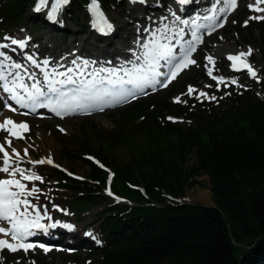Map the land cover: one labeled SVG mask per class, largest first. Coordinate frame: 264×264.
<instances>
[{"label":"trees","instance_id":"trees-1","mask_svg":"<svg viewBox=\"0 0 264 264\" xmlns=\"http://www.w3.org/2000/svg\"><path fill=\"white\" fill-rule=\"evenodd\" d=\"M82 2L87 0H72L71 5ZM29 6L32 0L0 2V33L21 25ZM236 28L243 32L239 24ZM254 32L258 38L252 41L262 47L264 92V20L252 24ZM171 95L161 108L149 100L111 113L118 135H101L89 120L81 122L75 149L62 150L60 157L67 165L86 168L83 181L51 171L71 192L72 207L98 205L108 200L101 194L105 173L82 158L94 154L113 168L112 187L118 188L113 192L133 205L108 206L97 214L105 246L88 256L93 259L89 264H264V96L239 95L220 115L196 114V129L184 131L157 122L156 116L171 109L176 116L188 113L189 107L169 102ZM118 150H128V157ZM134 152L145 156L135 158ZM190 154L194 163L188 170ZM201 175L207 176L213 207L166 202L164 195L183 196L196 184L192 177Z\"/></svg>","mask_w":264,"mask_h":264},{"label":"rangeland","instance_id":"rangeland-1","mask_svg":"<svg viewBox=\"0 0 264 264\" xmlns=\"http://www.w3.org/2000/svg\"><path fill=\"white\" fill-rule=\"evenodd\" d=\"M254 1L240 0L235 12L228 19L227 25L216 35L207 39L203 46L197 50L195 55L196 63L186 70L167 90L159 92L154 97L147 99L153 100V103H157L161 108L166 95L172 94L169 97L171 104L190 107L188 113L184 116H175L173 114L175 110L173 109L170 110V113L161 112L156 116L157 122L160 125L166 122L184 131L189 128L196 129L198 125L196 114L202 117H208L216 113L220 115L223 109H227L234 94L241 96L255 84L253 81L249 83L251 80H247L243 76L240 79L241 82L234 86L227 87V84L216 85L208 80L204 74V70L208 67L206 57L212 55L216 47H221L222 49L238 48L241 50L251 48L253 51L250 59L257 69L256 77H260L259 73L263 70H261V50L256 46L259 42L253 44L252 41L253 37L258 38V34L254 32L253 36L250 31L253 23L262 20L249 19V17L264 16V12L258 13L249 10L248 6ZM39 2L40 0H32V6H29L26 10L27 17L21 25L11 26L7 30L8 32L0 33V43L6 42L4 39L5 36L11 38L24 37L26 41L27 38L30 39V47L54 56H57L60 51L73 53L77 50H80L82 55H88L89 53L98 55L102 52H110L112 49L117 50L122 47V44L129 43L127 41L128 38L146 29L143 26L144 23L154 22L156 19H163L164 17L161 12L166 13V15H171L175 12V10H172V5L174 4L172 0H146L143 4L137 3L133 8L129 0H101L98 2L100 8L108 15L116 31L113 33L114 37L102 42L95 39V35L89 28L91 14L88 11V5L90 1L82 2L83 4L79 3V7L74 8L71 4L64 6L58 12L53 22L49 20V17L46 18L52 6L49 8L43 7L39 12L35 11ZM261 6L264 8V4H261ZM245 10L248 11V14L240 23V30L243 32L239 34V30L236 27L242 19L240 14L244 13ZM245 22H247V26H245ZM141 23L142 25H140ZM247 41H250V45L245 43ZM224 56V54H221L220 58L215 60L214 65L212 64L216 74L224 75L227 72ZM189 87L195 90L191 95L187 93ZM201 92L205 93L206 96H200ZM256 95L259 98L263 97L261 92H257ZM212 97H215V99H212ZM177 98L179 102H177ZM167 105L165 104V106ZM111 113L95 116L90 119H69L64 122H58L53 120L41 121L30 117L23 118L22 116L9 114L0 108V123L5 119H11L17 124L26 123L28 125V131L23 133V139H15L10 137L7 132L0 130V145H3L6 151L11 150L6 144V140H11L12 147L25 145L27 149L26 160L20 162L19 167L34 171L44 181L43 183L40 181H32L31 183L26 181L29 189L33 186L39 189V199L37 200L31 197L29 199L37 206H46L50 215L56 216L64 224L71 225V236L74 234L77 240L85 238L84 234L89 229L94 231L96 239L99 240L100 228L97 224V214L105 211L108 206L125 204V201L117 199L113 194L109 195L108 191H111V189L108 187L103 193L109 197L107 201H101L97 203L98 205H90L83 210L77 206L72 207L69 203L71 192L66 188L65 183L52 176L51 171L46 169V166L34 167L28 161L47 159L51 156L53 162L58 163L66 169L70 168L78 176H85L86 168L81 163L73 164L72 166L67 165L60 157V153L64 149L69 151L75 149L77 140L83 133L80 129L82 126L80 123L85 120H89L93 125H96V129L100 130L101 135H107L109 133L118 135L120 128L116 118L112 119L110 117ZM169 117L172 119H169ZM174 141L175 138L173 137L170 143ZM118 153L122 155V158H127L129 155L128 150H118ZM191 154L187 156L185 165L188 170L194 163L193 155ZM132 156L142 159L145 154L134 152ZM4 175L5 173H0V179H4ZM192 179L190 182L196 184L191 188H187L183 196H177L176 199L178 202L213 207V199L209 191L207 176L201 175L195 178L192 177ZM126 183L124 181V184ZM60 184L63 186H59ZM136 188L138 189L140 187ZM116 189L118 188L115 186L113 190ZM57 207L62 211H57ZM3 226L5 227V225ZM100 242L101 244L98 246H102L104 243L102 239ZM89 252L90 249L88 247L74 254L71 250L65 248L61 249L60 252L55 249L50 253H42L34 249L28 254L21 252L11 253L4 250L0 252V264H17L18 261L19 264H33V262L34 264H84L89 259L87 256ZM75 254L77 256H74Z\"/></svg>","mask_w":264,"mask_h":264},{"label":"snow or ice","instance_id":"snow-or-ice-1","mask_svg":"<svg viewBox=\"0 0 264 264\" xmlns=\"http://www.w3.org/2000/svg\"><path fill=\"white\" fill-rule=\"evenodd\" d=\"M145 2L146 0H130V3L143 4ZM190 2L191 0H177V3L181 5ZM69 3L70 0H55L51 11L48 13L49 19L55 20L56 14ZM223 3L225 8L221 9L222 13H228L237 7V0H223ZM261 4H264V0H256L255 5L250 4L248 6L249 10L264 12V8L259 7ZM46 5L47 0H40L35 11H41ZM88 11L92 17V26L97 31L104 35H108L113 31V26L108 23L100 10L98 0H90ZM176 19L179 23H188V21L179 20L178 17ZM207 19H214V17H207ZM249 19L264 20V16H252ZM193 24L194 29L191 33L192 41L189 42V47L181 56L174 55L172 47L167 43H160V38L154 35L151 45H144L143 64L140 67L133 66L131 69L122 68L119 71L116 69L109 71L101 68L99 72L93 74L91 80L82 81L78 78L73 79L68 75V73L73 72L71 68L67 70V73H57L55 70L50 73L45 71L49 63L45 60L43 62L45 68H42L41 71L44 72L43 87L46 90H42V86L39 83H33L30 88L26 86L18 71L15 73L12 71H9L7 74L5 73V69L8 68L13 70L21 69L22 65L20 63L6 64L0 62V88L8 93L9 98L20 108L28 109L29 113L34 112L38 107H47L61 118L66 114H91L92 110H103L106 106L128 102L130 98H136L138 93L143 94L147 87H155L158 84L162 87H167L168 83L174 80L182 70L196 63L190 56L196 51L197 44L202 42L201 37L197 34L196 28L203 26H195V22ZM245 26H247V22H245ZM216 27H223V23L209 28L207 34L211 35ZM165 31H167V28ZM174 35L179 37L176 43L180 44L183 39V30L181 29L179 32L174 33ZM4 39L10 40V44L15 45L20 50H23L27 44L26 40H16L8 36H5ZM9 47V44L0 43V49ZM12 50L14 51L15 49ZM252 51L249 48L246 53L241 52L236 55H229L227 59L232 62V69L234 71L246 69L249 76L255 77L256 72L247 62V57L252 54ZM0 57H3V61L10 60V57L4 52H0ZM137 59L139 60L140 57H137ZM27 60L33 66H38L31 56H28ZM206 60L210 64L214 65L215 63L210 56L206 57ZM161 61L164 63L161 64ZM87 66L88 62L85 61L84 67ZM160 68H165L166 71H159L158 69ZM120 72H123V77H121ZM207 72L211 76L212 68H208ZM102 73L104 74L103 76L101 75ZM13 75L15 78L11 82V86H9V77ZM56 76H63L64 79H55ZM29 78L34 79V74H29ZM213 79L216 78L213 77ZM223 82V79L217 80L218 84ZM68 85H76V87L65 90ZM18 89L23 92L22 96L18 94ZM193 91L195 90L189 87L188 94L191 95ZM200 96H206V94L201 92ZM212 99H215V97H212ZM177 102H179L178 98ZM9 110L17 111V109L11 108L10 106ZM169 119L172 118L169 117ZM0 130L7 132L10 137L15 139H23V133L28 131V125L26 123L17 124L11 119H5L0 123ZM6 144L11 148V153L6 151L3 145H0V154H2L0 155V160H2L0 173H5L8 177L6 179H0V225L6 224L7 227L0 226V235L8 239H0V252L4 250L11 253L23 251L27 254L30 250L37 247H41L45 252H48L50 249L42 245L28 243L27 241L30 237L36 235L37 231L47 233L49 229L57 227L59 222L48 223L47 225L41 223L45 219L51 221L52 217L49 215L46 206H37L29 199L31 197L38 200L39 189L35 186L29 189L22 182L28 181L31 183L32 181H40L43 183L44 181L34 171L20 168V154L12 147L11 140H6ZM24 155H27V150H25ZM28 163L33 164V166L47 163L53 167H58L53 164L51 156L46 160L28 161ZM76 179H80V177H76ZM108 194L112 195L111 191H108ZM56 210L62 211L58 207ZM59 226L72 230V226L68 224ZM17 264H19V261Z\"/></svg>","mask_w":264,"mask_h":264},{"label":"bare ground","instance_id":"bare-ground-1","mask_svg":"<svg viewBox=\"0 0 264 264\" xmlns=\"http://www.w3.org/2000/svg\"><path fill=\"white\" fill-rule=\"evenodd\" d=\"M136 4L137 3H130V5L132 6V8L135 7ZM251 4L252 5H255L256 4V0L253 3H251ZM50 6H52V0H47V5L45 7H48L49 8ZM210 6H211V3L209 4V8H210ZM198 7L202 8V9H206L207 8V7L206 8L202 7V1L201 0H197L196 2H195V0H193L191 2V4H188V6H187V8L189 10L190 9H196ZM259 7H260V5H259ZM261 8H262V6H261ZM216 9L218 10V12L221 11V6H219ZM172 10H176L175 6L172 8ZM258 13H261V12H258ZM172 19H173L172 16H167L165 19H163L162 24L167 23V22H170L169 25H168V27H169V29H172L174 27V25L176 24V22H173ZM158 22H161V20H156L154 22H151V24H149V27L145 31V34H149V35L152 36V34L157 31L154 28L153 25L157 24ZM134 36H138V34L137 35H134ZM163 37H164L163 35L158 36V38H160V39L163 38ZM152 40L153 39H150V41H147V39L146 40L140 39L139 42L135 41L134 44L131 43V45L129 47H127V48L128 49H131L132 52H134L135 50H145L144 45L145 44L151 45ZM27 41L30 42V39L27 38ZM247 51H248V49H246V50H241V49H238V48L237 49L236 48H232V49L223 48L222 49L221 47H216V49L214 50V52L212 53V55H209V56L212 57L213 60L215 61V60H217V59L220 58V55L221 54H224L225 56L226 55H231V54L236 55V54L241 53V52H245L246 53ZM139 53L140 52H138V54ZM250 56H248L247 58H249ZM70 57L73 58V59L69 58L68 60L71 61V63L77 62V65H78L79 69L81 70V73H85L86 70H87V67L88 66L87 67H84V62L85 61L88 62V65H94L95 67H97L96 66V63L98 62V60H97L96 63H95L94 60H89L88 59L89 57H87L86 55H82L80 50H77V51L73 52V55H71ZM67 58L68 57L66 56V57L62 58L61 60L57 61V64H60L62 62H65V60H67ZM208 66L210 67V64L209 63H208ZM94 70H96V68ZM184 72H185V69L181 72V74L179 76H181ZM188 91H189V89H188ZM188 91H187V93H188ZM3 97L6 99L5 96H3ZM13 148H15L17 150V152L20 154L21 162L25 161L26 160V156H27V155L26 156L24 155L25 150H27L26 147H25V145H17V146H15ZM8 152L11 153V150L8 151ZM0 165H2V160H0ZM6 178H8L7 177V174L4 175V179H6ZM17 178H19V176H17ZM22 182L26 184V181H22ZM202 195H204V193H202ZM0 226H2V225H0ZM0 239H8V238L7 237H3L2 235H0Z\"/></svg>","mask_w":264,"mask_h":264}]
</instances>
